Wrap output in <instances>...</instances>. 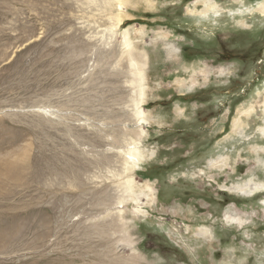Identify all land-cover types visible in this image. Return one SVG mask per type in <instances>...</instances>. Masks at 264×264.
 <instances>
[{
    "label": "rangeland",
    "instance_id": "rangeland-1",
    "mask_svg": "<svg viewBox=\"0 0 264 264\" xmlns=\"http://www.w3.org/2000/svg\"><path fill=\"white\" fill-rule=\"evenodd\" d=\"M111 263L264 264V0H0V264Z\"/></svg>",
    "mask_w": 264,
    "mask_h": 264
},
{
    "label": "bare ground",
    "instance_id": "bare-ground-1",
    "mask_svg": "<svg viewBox=\"0 0 264 264\" xmlns=\"http://www.w3.org/2000/svg\"><path fill=\"white\" fill-rule=\"evenodd\" d=\"M209 9H210V8H209ZM209 9H206V10H209ZM168 44H169V43H168ZM132 45H133V44H132ZM129 46H130V48L133 47V46H131V44H130ZM166 49H167V54H168L169 56L175 54V52H176V51L173 50V49H174V48H173V45H170V44H169V45H166ZM172 60H173V59H172ZM134 61H135V60H134ZM143 64L146 65L145 63H143ZM140 65H141V64H140ZM140 68H142V67H140ZM143 68H144V67H143ZM137 70H138V69H137ZM143 70H144V69H143ZM138 72H139V71H138ZM143 72H144V71H143ZM139 76L141 77L140 74H139ZM141 79H142V78H141ZM142 80H143V79H142ZM141 88H142V87H141ZM141 91L144 92V88L141 89ZM142 94H143V93H142ZM135 149H136V148H135ZM135 149H134V151H136ZM137 149H138V148H137ZM131 150H132V149H131ZM129 152H132V151H129ZM129 152H128V153H129ZM136 152H137V151H136ZM138 152H139V151H138ZM138 152H137V153H138ZM134 154H135V153L130 154V155H131V157H130V158H131V161H129V162H131L132 166H134V165L138 162V158L136 159V158L133 156ZM136 155H137V154H136ZM137 156H138V155H137ZM130 158H129V159H130ZM141 160H142V159H141ZM137 164H138V163H137ZM130 179H131V178H130ZM130 179H129V180H130ZM127 181H128V180H127ZM130 182L133 183V180H131ZM130 182H129V183H130ZM129 183H128V184H129ZM134 186H135V185H134ZM134 186H133V187H134ZM130 187H131V186H130ZM135 200H137V199H135ZM136 202H137V201H136ZM137 203H138V202H137ZM138 204H139V203H138ZM137 209L140 210L139 208H137ZM136 211H137V210H136ZM199 233H201V232H199ZM101 260H102V258H101ZM103 261H104V260H103ZM110 262H112V261H110ZM105 263H107V262L105 261ZM111 264H113V263H111Z\"/></svg>",
    "mask_w": 264,
    "mask_h": 264
}]
</instances>
